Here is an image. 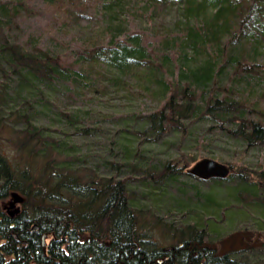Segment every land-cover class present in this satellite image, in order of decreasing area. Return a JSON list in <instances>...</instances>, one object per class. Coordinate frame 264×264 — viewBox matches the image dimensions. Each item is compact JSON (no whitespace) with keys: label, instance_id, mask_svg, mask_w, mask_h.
Returning a JSON list of instances; mask_svg holds the SVG:
<instances>
[{"label":"trees","instance_id":"trees-1","mask_svg":"<svg viewBox=\"0 0 264 264\" xmlns=\"http://www.w3.org/2000/svg\"><path fill=\"white\" fill-rule=\"evenodd\" d=\"M29 1L0 0V63L5 78L17 75L24 82L30 78L48 85L59 81L71 99L87 92L93 97L118 94L128 99L148 98L156 106L141 119L155 134L152 140H159L171 130L185 135L190 121L208 118L214 122L210 129L224 131L244 147V152L251 148L264 150V62L224 54L225 48H221L222 42L226 46L241 41L249 22L256 23L264 34V0H178L188 20L209 5L217 10L198 26L175 25L169 29L160 25L162 36L154 46L142 34L130 32L124 23H107L92 32L89 47L76 52L75 61L33 43H23L12 33L10 25L18 28L17 18L29 13ZM129 1L52 0L69 18L85 11L90 2L117 17ZM156 6L152 3L149 7L154 11ZM176 53L182 59L177 73L173 70ZM227 67L231 72L222 81L219 76ZM201 86L204 88L200 94ZM61 114L76 136L92 132L80 126L90 116L88 111L66 109ZM25 123L20 133L13 127H3L15 133L6 142L19 161L7 157L0 144V201L16 192L24 202L13 216L4 214L0 207V264H264L261 223L243 222L226 238L216 239L208 234V219H202L203 224L196 221L180 227L164 224L171 243L156 246L146 232L143 212L137 213L136 206L130 204V179L101 177L92 170L86 175L76 166L79 157L72 144L52 136L48 128L33 125L30 119ZM219 160L223 161L221 156ZM196 161L181 153L158 169H145L143 180L151 179L155 186H163L182 176L192 177L186 171ZM225 164L232 167L228 177L209 181L216 185L235 179L230 196L238 204L217 201L220 195L213 194L219 191L216 187L205 195L204 202H212L221 212L231 204L237 209L252 204L264 210V164L250 168L243 154ZM110 165L117 172L125 168L130 174L137 169L134 163ZM34 225L38 226L37 232H31ZM242 233L262 246L252 245L220 256L217 249L223 242ZM43 234L48 235L45 252ZM247 252L251 256L245 255Z\"/></svg>","mask_w":264,"mask_h":264},{"label":"rangeland","instance_id":"rangeland-1","mask_svg":"<svg viewBox=\"0 0 264 264\" xmlns=\"http://www.w3.org/2000/svg\"><path fill=\"white\" fill-rule=\"evenodd\" d=\"M128 3L127 9L121 10L117 17L111 16L102 6L97 8L90 2L85 11L75 12L76 15L69 18L52 0H30L29 13L17 18L18 28L10 26L12 33L20 36L23 43H33L50 53L75 61L78 53L89 47L88 39L93 37L92 32L107 23H124L130 32L142 34L154 46L162 36L158 32L160 25L169 29L175 25L182 28L185 24L198 26L217 10L215 6L209 5L188 20L184 16V5L178 0H130ZM152 3L157 5L154 11L149 7ZM254 24L249 22L248 28L243 32V37L246 38L242 37L241 41L228 43L226 46L222 42L224 54L243 55L250 62L252 59L264 62V34ZM105 38L108 39V36ZM176 55L178 60L175 61L173 70L177 73L182 59L178 53ZM188 65L192 66L191 63ZM189 66L185 65V68ZM3 67L0 63V144L7 157L19 161V156L12 150L14 148L6 142V139L14 138L15 133L4 131V126L13 127L16 133H20L26 127V120L30 119L33 125L48 128L52 136L64 138L74 146L79 157L76 166L86 175L92 170L101 177L114 175L118 179H130L127 182L132 199L130 204L136 206L137 213L143 212L148 224L146 232L159 247H166L171 243L169 231L164 224L180 227L196 221L203 224L202 219H208V234L213 239L226 238L242 227L243 222L249 225L264 224V210L252 204L242 209L232 207L231 204L228 210L221 212L212 202H204L205 195L215 191L213 189L216 187L219 191L213 194L216 197L220 195L217 201L237 205L238 202L233 201L230 196L231 189L236 184L235 179L215 185L212 181L200 182L195 178L182 176L163 186H155L151 179L143 180L145 169H158L164 161L181 153L191 155L197 161L209 158L223 164L234 162L243 154L246 165L254 169L257 164H264V150L251 148L244 152V147L224 131L210 129L214 122L208 118H199L193 123L190 121L185 135L171 130L159 140H152L155 134L141 119L143 114L153 111L156 106V102L148 98L135 96L128 99L118 94H111L109 98L93 97L92 93L87 92L85 96L71 99L65 95L66 89L62 82L48 85L28 78L26 82L30 84L32 81L29 85L17 75L5 78L1 71ZM230 72L231 68L227 67L219 77L225 81V75ZM203 88L198 87L200 94ZM80 108L91 113L80 126L89 127L92 132L76 136L61 113L66 109ZM65 134L70 136L65 137ZM220 156L223 161L219 160ZM111 163H134L137 169L133 174L125 168L117 172L111 167ZM245 255L251 256V253L247 252Z\"/></svg>","mask_w":264,"mask_h":264},{"label":"water","instance_id":"water-1","mask_svg":"<svg viewBox=\"0 0 264 264\" xmlns=\"http://www.w3.org/2000/svg\"><path fill=\"white\" fill-rule=\"evenodd\" d=\"M231 167H229L226 164L220 163L216 160L213 159H209V158H204L201 159L199 161H197L196 163H194L187 171L186 173L200 181L206 182L212 179H217V180H224L228 177V175L231 172ZM24 202V198L16 193V192H11L9 195V202H8V206L6 207V210L8 211L7 213H9L10 216H13L15 214H18L20 212L19 208H15L17 205H21ZM15 208V210H13ZM11 210V211H10ZM13 210V211H12ZM38 231V226L34 225L31 229V232H37ZM48 235L47 234H43L41 236V245L43 248V251H46V240H47ZM243 235H237L236 241L235 243L232 245L229 242V240H225L223 242V245L221 247V249L219 250V255H224L226 253H228V251H240V250H244L246 248V245H242L240 243L241 239H242ZM234 238V239H235ZM228 242V243H227ZM262 243H256L253 245V247H258L261 246ZM162 260H159L158 263H161Z\"/></svg>","mask_w":264,"mask_h":264},{"label":"flooded vegetation","instance_id":"flooded-vegetation-1","mask_svg":"<svg viewBox=\"0 0 264 264\" xmlns=\"http://www.w3.org/2000/svg\"><path fill=\"white\" fill-rule=\"evenodd\" d=\"M8 202H9V198H7V199H5V200H1L0 207L2 208L1 211H2L4 214L8 212V211L6 210V207L8 206ZM15 208H16V209L19 208V210L21 211V207L16 206ZM15 208H14L13 210H15ZM13 210H12V211H13ZM10 211H11V210H10ZM240 235H243V237H242L240 243H241L242 245H244V244L246 245V248H245L244 250H246L247 248L252 247V245L255 244L254 242L251 241L250 237H248L246 233H242V234H240ZM47 238H48V237H47ZM46 241H47V240H46ZM235 241H236V238H235L232 242H229V243H231V244L233 245V244L235 243ZM227 243H228V242H227ZM222 245H223V244H222ZM261 246H262V245H261ZM221 247H222V246H221ZM221 247L219 248V250L221 249ZM219 250L217 249L218 252H219ZM241 251H243V250H241ZM230 252H233V251H228V253H230ZM226 254H227V253H226Z\"/></svg>","mask_w":264,"mask_h":264}]
</instances>
